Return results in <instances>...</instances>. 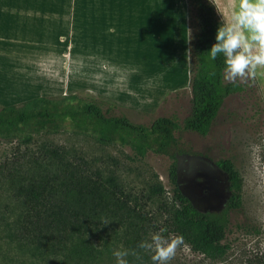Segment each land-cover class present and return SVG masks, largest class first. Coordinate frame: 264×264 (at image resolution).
Instances as JSON below:
<instances>
[{"label":"rangeland","instance_id":"obj_1","mask_svg":"<svg viewBox=\"0 0 264 264\" xmlns=\"http://www.w3.org/2000/svg\"><path fill=\"white\" fill-rule=\"evenodd\" d=\"M3 1L12 0H0V109L20 108L37 97L75 94L114 104L115 114L134 124L148 126L171 116L181 123L189 114L192 46L198 27L195 9L187 0H145V50L141 33L130 43L118 44L124 49L110 69L113 77L101 74L109 67L98 68L91 37L81 41L76 28L70 35L71 5L61 0L36 5ZM207 1L221 22L231 23L238 0ZM255 73L245 82L237 80L245 90L224 100L206 136L180 130L176 146L165 155L148 152L138 157L129 146L100 143L93 134L68 125L57 132L0 137V213L22 208L14 197L18 186L56 175L69 179L58 173L60 158L70 170L74 167L76 178L82 176L107 191L114 190L110 182L114 180L117 187L119 200L97 214L96 230L80 237L98 251L99 264H116L113 251L121 245L140 252L143 264H152L136 246L149 233L167 229L174 204L168 176L173 158L182 168L196 158L214 165L229 159L243 180L242 209L228 214L229 249L221 258L210 259L181 246L170 264H264V66ZM53 150L62 156L54 157ZM159 184L163 193H153ZM183 185L187 183L178 187ZM224 197L208 211L222 210ZM79 206L76 209L86 210L89 203ZM104 219L111 223L105 225ZM127 259L129 264H141L133 256ZM0 264L30 263L0 242Z\"/></svg>","mask_w":264,"mask_h":264},{"label":"trees","instance_id":"obj_2","mask_svg":"<svg viewBox=\"0 0 264 264\" xmlns=\"http://www.w3.org/2000/svg\"><path fill=\"white\" fill-rule=\"evenodd\" d=\"M193 6L197 19V32L192 46V76L190 81V112L179 123L176 117H159L150 125L134 124L123 115L115 114L112 103H95L75 94L60 99L37 97L23 107L6 106L0 109V137L42 130L57 132L63 125L76 131L91 133L103 144L119 143L129 146L135 156L148 152L165 155L176 146L175 134L184 130L206 136L224 100L245 90L239 82H225L222 70L223 56L212 60L209 56L215 43L221 20L214 6L207 0H187ZM215 75H212V73ZM54 157H61L53 150ZM60 175L48 180L38 179L15 189V201L22 203L17 211L0 213V242L20 254L30 264H99V253L80 237L97 229V214L109 211L114 200H119L114 180L113 191L89 184L82 176L75 177L59 158ZM216 165L227 177L228 198L219 212L201 213L181 195L176 182V162L173 158L168 169L172 186L173 209L169 212L167 232L182 235L185 244L210 259L221 258L229 249L226 232L229 212L242 209L243 180L229 159ZM159 184L153 193H163ZM89 208L79 210L81 203ZM77 206V207H76ZM101 224V223H100ZM263 264V262H262Z\"/></svg>","mask_w":264,"mask_h":264},{"label":"clouds","instance_id":"obj_3","mask_svg":"<svg viewBox=\"0 0 264 264\" xmlns=\"http://www.w3.org/2000/svg\"><path fill=\"white\" fill-rule=\"evenodd\" d=\"M109 31H115L114 28ZM212 60L223 56V79L227 82L247 81L256 73L258 66H264V0H238L231 13V23L222 20L217 28L215 43L208 52ZM212 75H215L213 72ZM105 225L111 223L104 219ZM166 228L149 236L137 244V249L150 256L152 264H170L181 246L187 247L182 235L170 233ZM116 264H129L128 256H133L143 264L136 249L113 251Z\"/></svg>","mask_w":264,"mask_h":264},{"label":"crops","instance_id":"obj_4","mask_svg":"<svg viewBox=\"0 0 264 264\" xmlns=\"http://www.w3.org/2000/svg\"><path fill=\"white\" fill-rule=\"evenodd\" d=\"M71 5L68 11L69 32L76 28L81 37H91L92 49L98 68L106 69L102 75L112 76L110 70L116 65L119 52L130 43L134 35L142 34L141 50H145V0H61ZM3 2H24L31 5L47 4L55 0H12ZM114 28L115 31H109ZM139 37V36H138ZM141 37V36H140ZM144 44V45H143ZM124 49V48H123ZM127 49V48H126ZM138 50V49H137ZM136 50V51H137ZM135 52V51H134ZM66 69V68H65ZM68 75V72H66Z\"/></svg>","mask_w":264,"mask_h":264},{"label":"water","instance_id":"obj_5","mask_svg":"<svg viewBox=\"0 0 264 264\" xmlns=\"http://www.w3.org/2000/svg\"><path fill=\"white\" fill-rule=\"evenodd\" d=\"M199 172V176L204 177L205 179H209L210 175L212 176H219L221 179H224L226 181L225 188L227 189V195L228 193V183H227V177L224 173L221 172V170L218 168V166L215 164H209L201 159H191L187 168H182L180 163L176 165V182L177 186L181 182L187 183V188L193 189L190 193V190H184V187H178L180 193L182 196H184L191 204V206L196 209L197 211L201 213L208 212V209L211 205L216 204L219 202V199L214 198H207L203 201L198 199L197 195L200 194V191L198 189H195L194 186L190 183L193 180V177L195 175V172ZM210 183V182H209ZM226 195V196H227Z\"/></svg>","mask_w":264,"mask_h":264},{"label":"flooded vegetation","instance_id":"obj_6","mask_svg":"<svg viewBox=\"0 0 264 264\" xmlns=\"http://www.w3.org/2000/svg\"><path fill=\"white\" fill-rule=\"evenodd\" d=\"M210 182V183H209ZM195 189L200 191V194L197 195L198 199L201 201L207 198H218L219 201L222 199L221 197L225 198L227 194V189L225 188L226 181L221 179L220 175L217 177L216 175H210L209 179H205L204 177L199 176V172L196 171L193 177V180L190 182ZM184 190H190L191 193L193 189L187 188V185H183ZM228 198V195H227ZM227 200V199H226Z\"/></svg>","mask_w":264,"mask_h":264}]
</instances>
